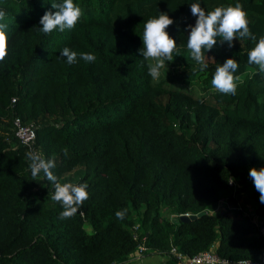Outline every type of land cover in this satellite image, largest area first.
<instances>
[{"label":"trees","instance_id":"obj_1","mask_svg":"<svg viewBox=\"0 0 264 264\" xmlns=\"http://www.w3.org/2000/svg\"><path fill=\"white\" fill-rule=\"evenodd\" d=\"M52 2L59 0H0L9 23L0 62V264H111L144 238L168 264H178L172 247L193 257L215 243L223 258H258L255 222L244 210L217 208L225 198L237 202L233 178L264 217L249 176L264 167V73L248 63L264 36V0H74L83 13L75 28L44 34L39 21L56 11ZM192 3L206 11L240 3L257 40L218 42L197 71L187 48ZM161 12L174 21L167 31L177 46L166 78L153 81L139 50L144 24ZM64 47L77 52L76 63L60 56ZM83 52L95 62L80 59ZM229 57L239 66L234 94L211 83ZM16 118L36 125V148L45 159L55 155L61 183L75 176L88 185L73 217L60 219L42 173L32 180ZM186 213L203 214L184 222Z\"/></svg>","mask_w":264,"mask_h":264},{"label":"clouds","instance_id":"obj_2","mask_svg":"<svg viewBox=\"0 0 264 264\" xmlns=\"http://www.w3.org/2000/svg\"><path fill=\"white\" fill-rule=\"evenodd\" d=\"M55 12L49 10L41 17L39 31L50 34L58 30H72L82 17V9L74 0H59L52 2ZM191 13L197 17L195 25H188L190 34L188 35L187 48L190 50L192 59L198 65L197 71L203 73L208 68L205 62L204 50L209 52L214 46L227 43L234 47L235 39L257 40V37L250 31L247 13L240 3L234 5L216 6L210 11H206L200 3H192ZM174 23L167 12H161L158 17L147 20L144 24L142 41L143 47L139 50L144 60L148 61V74L153 81H158L161 77V70L165 67L166 61H172V54L177 46V40L169 34L168 27ZM6 10L0 8V62L4 61L8 55L9 37L7 30ZM179 55V54H178ZM61 57H66L67 63L72 65L77 62L78 54L69 47L61 50ZM79 58L86 63L95 62L96 56L90 52L79 53ZM248 63L258 65L259 71L264 73V36H261L255 46L248 53ZM237 61L229 57L220 64L212 78L213 87L224 94H234L237 88L239 76H235L238 69ZM65 155L68 149H63ZM30 161L32 180H36L41 173L54 186L52 200L58 202L63 211L60 212V219L73 217L84 201L89 198L86 183H61L53 169L56 168V157L45 159L39 152L29 150L27 152ZM249 176L252 179L255 189L259 192L260 202L264 203V167L251 168ZM37 181V180H36ZM127 209L118 210L115 215L117 219H124Z\"/></svg>","mask_w":264,"mask_h":264},{"label":"built area","instance_id":"obj_3","mask_svg":"<svg viewBox=\"0 0 264 264\" xmlns=\"http://www.w3.org/2000/svg\"><path fill=\"white\" fill-rule=\"evenodd\" d=\"M13 102H16V98H13ZM15 134L20 144L26 147L27 152L29 150L37 151L36 148V138H37V127L34 123H24L20 118H16L15 122ZM229 184L233 189V198L237 201H230L229 198L223 199L218 208L217 212L227 209H239L244 210L245 214L249 216L258 227V236L262 239V249L258 258H246L239 260H229L221 257L217 252L218 245L212 244L209 249L199 252L197 255L190 257L186 254L180 252L176 247H172L171 254L176 258L178 264H264V217L260 216L256 208H245L242 202L239 200V190L241 185H239L233 178L230 179ZM184 215H191L186 213ZM140 225L137 223L133 227V235L135 239L140 237ZM145 239L138 245L136 250L131 253L128 258L124 261H114L111 264H168L169 257L162 261H153L148 259L150 256L157 255V253L152 252L145 244ZM164 256V255H163Z\"/></svg>","mask_w":264,"mask_h":264},{"label":"rangeland","instance_id":"obj_4","mask_svg":"<svg viewBox=\"0 0 264 264\" xmlns=\"http://www.w3.org/2000/svg\"><path fill=\"white\" fill-rule=\"evenodd\" d=\"M168 70V68H166V65L165 67L161 70V77L160 79L162 78H166V74H165V71ZM159 79V80H160ZM77 181L78 179L74 176L72 181H69V182H72V183H76L77 184ZM239 200L242 202V204L245 206V208H253L254 207L256 208V206L252 203V201L249 199L250 198V192L248 189H245L244 186H241L240 187V190H239ZM88 230H91L90 227H87ZM155 261V260H153Z\"/></svg>","mask_w":264,"mask_h":264},{"label":"water","instance_id":"obj_5","mask_svg":"<svg viewBox=\"0 0 264 264\" xmlns=\"http://www.w3.org/2000/svg\"><path fill=\"white\" fill-rule=\"evenodd\" d=\"M203 213L200 214H192V215H182L181 220L184 222H190L191 220L197 219L199 216H201Z\"/></svg>","mask_w":264,"mask_h":264},{"label":"crops","instance_id":"obj_6","mask_svg":"<svg viewBox=\"0 0 264 264\" xmlns=\"http://www.w3.org/2000/svg\"><path fill=\"white\" fill-rule=\"evenodd\" d=\"M218 244V243H217ZM216 244V245H217ZM166 257L165 256H163V255H159V254H157V255H152V256H150L148 259H150V260H155V261H159V260H163V259H165Z\"/></svg>","mask_w":264,"mask_h":264}]
</instances>
